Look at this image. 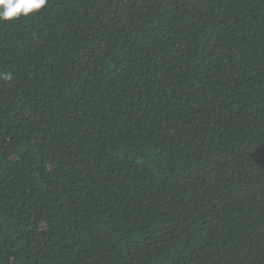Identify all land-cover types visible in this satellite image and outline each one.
I'll return each instance as SVG.
<instances>
[{"label":"trees","instance_id":"trees-1","mask_svg":"<svg viewBox=\"0 0 264 264\" xmlns=\"http://www.w3.org/2000/svg\"><path fill=\"white\" fill-rule=\"evenodd\" d=\"M0 264H264V0L0 21Z\"/></svg>","mask_w":264,"mask_h":264},{"label":"clouds","instance_id":"clouds-1","mask_svg":"<svg viewBox=\"0 0 264 264\" xmlns=\"http://www.w3.org/2000/svg\"><path fill=\"white\" fill-rule=\"evenodd\" d=\"M48 0H0V21H12L21 15L27 17L31 13L39 12ZM11 79L10 74L4 75Z\"/></svg>","mask_w":264,"mask_h":264}]
</instances>
